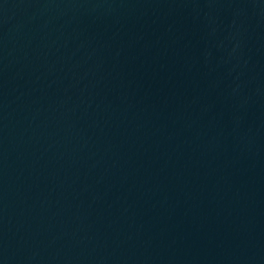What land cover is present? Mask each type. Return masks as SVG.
Returning a JSON list of instances; mask_svg holds the SVG:
<instances>
[{
  "label": "water",
  "instance_id": "water-1",
  "mask_svg": "<svg viewBox=\"0 0 264 264\" xmlns=\"http://www.w3.org/2000/svg\"><path fill=\"white\" fill-rule=\"evenodd\" d=\"M0 264H264V0H0Z\"/></svg>",
  "mask_w": 264,
  "mask_h": 264
}]
</instances>
